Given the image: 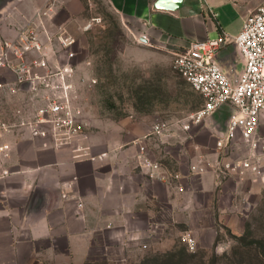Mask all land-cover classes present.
Segmentation results:
<instances>
[{"label": "rangeland", "instance_id": "1", "mask_svg": "<svg viewBox=\"0 0 264 264\" xmlns=\"http://www.w3.org/2000/svg\"><path fill=\"white\" fill-rule=\"evenodd\" d=\"M43 2L35 12H53L54 19L45 27H62L74 39L71 104L84 121L87 137L59 145L34 134L23 122L32 118L41 97L34 84L21 86L8 75L0 86V121L13 126L2 139L9 146L0 151V168H7L9 175L19 164L11 153L13 141L55 150L63 158H58L60 163L68 152L74 170L62 183L60 195L72 202L69 208L76 217L86 218V199L72 176L80 167L86 174L82 188L91 210L87 233L94 242L83 259L71 250L69 257L62 256L57 245L42 264H264V181L250 171L220 175L215 161L242 159L250 151L240 138L216 148L213 119L183 128L203 99L173 70L174 49L136 32L108 0ZM15 3L18 11L31 12L26 0ZM25 22L21 26L42 30L35 20ZM33 57L35 53L28 54ZM45 88L39 84V94ZM225 119L222 112L217 126ZM156 121L166 122L167 131L153 133ZM260 136L264 139V125ZM21 150L33 163L28 147ZM101 153L102 159H91ZM142 156L180 177L160 179L158 169L152 175ZM257 162L264 169V154ZM193 164L198 171L191 169ZM206 185L211 186L203 192L195 189ZM102 187L118 190V207L109 206L113 201L103 202L105 207L93 217L95 196L108 192Z\"/></svg>", "mask_w": 264, "mask_h": 264}, {"label": "built area", "instance_id": "2", "mask_svg": "<svg viewBox=\"0 0 264 264\" xmlns=\"http://www.w3.org/2000/svg\"><path fill=\"white\" fill-rule=\"evenodd\" d=\"M38 27L42 30L34 32L21 26L12 37H0V86L7 82L8 75L21 86L35 85L42 103L34 110L32 118L23 124L40 138L59 145L68 144L73 138L85 139L84 121L71 104L72 85L69 81L75 68L74 39L62 27L55 31L48 30L43 24ZM141 38L146 39L145 34ZM227 44H232L235 50L232 66L236 67L238 60L242 64L233 76L223 69L219 57ZM31 52L35 57L28 58ZM172 68L203 99L202 105L190 115V122L183 124V128L188 129L190 124H199L205 119L211 122L214 115L226 112L222 127L217 126V120L211 122L216 148L221 149L239 138L249 148V155L242 159L215 161L220 175L242 176L250 171L264 181V169L257 162V158L264 154V139L260 136L264 125V0L243 19L236 34L222 31L214 38L190 41L188 45L175 49ZM39 84H44L48 92L39 94ZM12 126L0 121L1 152L8 148L2 139ZM151 129L159 134L167 131L168 124L156 121ZM104 156L105 153H101L91 159ZM141 160L152 175L158 169L156 175L160 179L180 177L179 173L162 169L159 163L146 156ZM197 167L193 164L191 169L198 171ZM8 172L7 168H0V178L7 176ZM81 206L82 202L78 200L77 207Z\"/></svg>", "mask_w": 264, "mask_h": 264}, {"label": "crops", "instance_id": "3", "mask_svg": "<svg viewBox=\"0 0 264 264\" xmlns=\"http://www.w3.org/2000/svg\"><path fill=\"white\" fill-rule=\"evenodd\" d=\"M15 1L0 0V35L12 36L13 31L26 20L47 24V28L54 22L51 19L53 12L42 15L35 12L43 1L48 0H26L31 12L18 11L20 9ZM108 1L123 19L133 25L136 32L145 33L156 43L175 50L188 45L190 41L214 38L222 31L229 35L236 34L243 19L263 0ZM219 57L223 69L231 76L242 67L239 60L236 67L232 66L235 57L232 44H227ZM219 116L221 113L212 119L216 121ZM27 144L12 142L11 153L19 164L11 170L12 173L0 178V264H42L45 257L53 256L57 245L61 246L62 256L69 257L71 250L73 256L83 259L94 242V237L87 233L86 227L91 211L85 189L82 188L86 174L77 167L72 175L77 177V191L86 199L87 215L84 219L76 217L69 208L72 202L60 195L62 183L69 180V171L74 170L68 152L65 160H62L64 163H60L63 158L55 150H44L38 143L33 147ZM25 147L31 151L30 161L33 163L26 161V152L21 150ZM90 177L94 178L93 175ZM102 177L99 181L104 179ZM94 179L97 180L96 176ZM210 186H197L195 189L203 192ZM102 188L108 192L102 191L101 196H95L97 203L91 206L93 217L101 207H105L106 203L103 202L113 201L109 206L118 207V190Z\"/></svg>", "mask_w": 264, "mask_h": 264}, {"label": "water", "instance_id": "4", "mask_svg": "<svg viewBox=\"0 0 264 264\" xmlns=\"http://www.w3.org/2000/svg\"><path fill=\"white\" fill-rule=\"evenodd\" d=\"M141 40H143V41H146V39H145V38H141Z\"/></svg>", "mask_w": 264, "mask_h": 264}]
</instances>
